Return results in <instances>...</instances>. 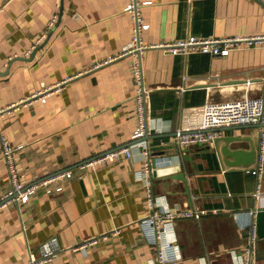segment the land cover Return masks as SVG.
Returning <instances> with one entry per match:
<instances>
[{"label":"crops","instance_id":"crops-1","mask_svg":"<svg viewBox=\"0 0 264 264\" xmlns=\"http://www.w3.org/2000/svg\"><path fill=\"white\" fill-rule=\"evenodd\" d=\"M130 1L0 0V135L22 145L15 155L27 182L68 168L76 176L38 188L19 207L0 208V264H28L30 252L39 257L41 244L53 236L60 249L45 264H153V232L141 221L151 211L150 194L157 204L166 200L204 211L200 218L170 225L179 264H239L247 256L253 218L252 258L264 264V169L247 170L256 167L264 126L220 128L221 135L252 138L256 160L251 165L224 164L214 142L178 147L173 140L177 129L195 124V111L207 99L262 92L264 45H240L227 55L145 47L150 173L144 174L139 145L130 156L79 168L88 158L132 143L137 125L133 55H119L133 38L135 18L125 9ZM146 1L139 4L147 24L140 40L146 45L264 33V0ZM114 56L119 57L105 62ZM49 86L58 88L45 100H25ZM230 146L250 143L241 139ZM179 173L186 181L174 177ZM9 188L0 144V196ZM250 210H256L254 216ZM106 232L116 234L73 248Z\"/></svg>","mask_w":264,"mask_h":264},{"label":"built area","instance_id":"built-area-1","mask_svg":"<svg viewBox=\"0 0 264 264\" xmlns=\"http://www.w3.org/2000/svg\"><path fill=\"white\" fill-rule=\"evenodd\" d=\"M146 2V0H143V2L140 0H131L125 7V9L131 12L135 18V25L133 28L134 33L129 47L119 54L133 55L132 74L135 82L133 98L135 100L137 125L131 135L132 143H130L129 146L108 150L97 156L88 158L79 164V168L81 169L87 166L94 167L100 164L106 165L111 161L117 160V158L122 155L130 156L131 148L134 145H139L145 161L144 174L150 173L151 166L149 163L150 158L147 143L149 137L148 139H143L149 134L146 97L148 88L143 81L141 64V51L145 47H159L167 52L180 54H188L190 52L198 51L214 55H227L232 48L240 45H264V33L228 36H194L146 45L140 40V31L145 28L147 24L144 22L143 17L139 12V4ZM54 20L51 22L50 27H52ZM45 35L46 33H44L35 44H33V49L41 42ZM116 57L119 56L109 57V59L105 60V62L115 59ZM261 80L263 89L258 95L229 100L207 99L202 105L198 106L195 111V124L190 129L179 128L175 131L173 136L174 142L178 147H184L186 145L204 146L212 143L216 137L220 136V128L224 126L247 123H260L264 126V74L262 75ZM56 87L58 88V86ZM55 88L54 86L45 87L44 89L34 92L31 96L25 98V100L39 99L43 101L45 100L48 92ZM0 144L1 154L5 159L7 174L10 180L9 190L0 196V208H3L8 204H15L19 207L20 204L28 202L32 195L36 193L38 188L50 186L49 184L56 183L63 177H76L73 170L68 168L51 174L38 182H27L15 155L22 145H14L10 143L2 134L0 135ZM257 156L256 167L247 169L252 170L254 173L258 172L260 169H264V140H262L260 147H258ZM82 176L83 175L80 174L78 177ZM55 189L61 190L62 186L56 185ZM154 198L155 197L150 194L149 204L151 206V211L141 220L149 224L153 232V264H179V257L176 253L177 245L168 236L170 225L174 222V220L180 218H200L204 211L192 209L179 203L170 204L166 200L157 204ZM255 211L256 210H250V214L254 216ZM239 214L240 213H237L236 215ZM115 234L116 232L101 233L80 242L76 246H73V248L85 249L90 245L100 244ZM256 239L257 222L253 218L247 229V256L245 259L241 260L239 264H254L252 251ZM56 241V237L53 236L43 242L40 246L41 255L39 257L34 256V253L30 252L28 264H45V262L51 260L60 249Z\"/></svg>","mask_w":264,"mask_h":264},{"label":"water","instance_id":"water-1","mask_svg":"<svg viewBox=\"0 0 264 264\" xmlns=\"http://www.w3.org/2000/svg\"><path fill=\"white\" fill-rule=\"evenodd\" d=\"M46 41L47 39L42 43V46L45 44ZM35 52L36 50L31 54L29 59L33 58ZM257 125L262 126V124L260 123ZM148 137L149 136H146L143 139H148ZM241 139L249 140L250 146L248 148L230 146V143H232L233 141H238ZM220 141H223V144L221 146L218 145ZM213 142L217 146V151L224 164L236 167L239 165H251L256 160V147L252 138H243L235 135H220L216 137ZM174 177L186 181L185 175L183 173L175 174Z\"/></svg>","mask_w":264,"mask_h":264}]
</instances>
